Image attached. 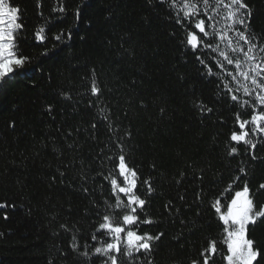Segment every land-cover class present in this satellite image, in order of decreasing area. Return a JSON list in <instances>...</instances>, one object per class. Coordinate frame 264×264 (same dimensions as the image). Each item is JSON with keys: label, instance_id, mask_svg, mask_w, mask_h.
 Masks as SVG:
<instances>
[{"label": "trees", "instance_id": "1", "mask_svg": "<svg viewBox=\"0 0 264 264\" xmlns=\"http://www.w3.org/2000/svg\"><path fill=\"white\" fill-rule=\"evenodd\" d=\"M11 3L21 9L19 51L31 58L25 67L32 78L17 79L0 95V203L7 205L0 209V264H102L91 255L101 246L91 235L108 211L105 201L115 202L104 177L115 167L107 157L121 152L118 145L140 182L154 189L148 195L138 182L142 218L154 221L139 231L164 233L150 255L120 257L121 264H203L209 241L226 253L212 204L229 184L232 195L247 184L254 203L264 205V143L251 150L230 140L240 131L241 110L181 43L186 33L167 4L63 0L60 13L53 9L61 0ZM247 3L251 28L264 42V0ZM41 27L44 42L35 39ZM69 31L71 39H54ZM45 48L48 56L41 55ZM198 103L212 111L201 112ZM230 146L237 155H228ZM248 238L264 250V218L248 226ZM85 244L90 259L80 254ZM214 264L226 261L215 256Z\"/></svg>", "mask_w": 264, "mask_h": 264}, {"label": "snow or ice", "instance_id": "2", "mask_svg": "<svg viewBox=\"0 0 264 264\" xmlns=\"http://www.w3.org/2000/svg\"><path fill=\"white\" fill-rule=\"evenodd\" d=\"M160 3L167 4L173 11L176 24L186 33L181 43L194 54L198 53L196 59L204 67V74L214 77L221 94L227 95L239 106L241 111L236 114V122L240 131H234L230 140L236 145L242 144L255 150L258 144L264 143V42L251 28L252 9L247 0H160ZM53 11L66 12L63 0ZM76 17H80L79 9ZM22 29L21 9L13 6L11 0H0V95H6L10 85L17 79L32 78V69L25 67L31 63V58L23 56L19 51L18 38ZM65 38L71 39L70 31L66 36L61 32L54 37L61 43ZM35 39L39 42L47 40L44 27L35 32ZM54 49L55 46L51 52L53 57L58 54ZM49 52L45 48L41 55L48 56ZM36 69L40 70L39 65ZM91 91L94 95L100 92L95 82ZM196 106L201 112L212 111L202 103ZM241 112L249 115V118L242 119ZM118 147L121 148L118 155L107 157L115 167L104 177L110 181L115 202L105 201L108 211L102 215L101 222L91 235L93 241L101 244L94 248L91 255L104 258L102 264H121L120 257L138 260L136 254L150 255L155 242L164 235L162 232L152 235L139 231L141 225L152 224L154 221L142 218L146 200L138 194L140 178L137 171L127 164L123 146ZM238 152L236 146H230L228 155H237ZM252 158L256 159L254 154ZM240 172L245 173V169L241 168ZM117 176L122 179L118 181ZM239 179V176L235 177L232 183ZM140 183L147 185L148 195L154 191L149 180ZM260 189H264V184L260 185ZM232 190V184H229L221 197L216 198L212 204L224 224L225 236L220 243L226 245V253L217 247V241H209L208 247L201 252L203 264H209L210 261L214 264L215 256L226 261V264H264V250L248 238V226L264 218V205L257 206L254 203L247 184L235 191L234 195L231 194ZM221 198H226L228 202L222 205ZM6 207V204L0 203V209ZM222 207H226V211L222 212ZM61 227L68 230L66 225ZM75 239L74 236L73 250L80 247ZM84 247L85 251L80 254L90 259L86 249L91 245L85 244ZM149 264H152L151 260ZM192 264H200V261L193 260Z\"/></svg>", "mask_w": 264, "mask_h": 264}]
</instances>
